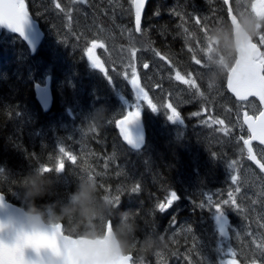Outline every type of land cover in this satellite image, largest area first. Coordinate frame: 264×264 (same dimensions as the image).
Instances as JSON below:
<instances>
[{
  "label": "trees",
  "instance_id": "trees-1",
  "mask_svg": "<svg viewBox=\"0 0 264 264\" xmlns=\"http://www.w3.org/2000/svg\"><path fill=\"white\" fill-rule=\"evenodd\" d=\"M27 2L46 34L31 55L18 36L0 31V193L26 209L29 201L20 178L46 166L52 169L48 173L52 191L37 198L38 206L53 204L60 211L86 178L97 183L100 198L111 205L107 216L99 219L62 217L56 223L62 222L68 235L102 237L107 222L113 228L120 223L121 214L131 210L134 215L126 219L139 226L127 253L134 264H222L227 249L240 264H264V196L238 175V168L250 164L239 141L247 135L245 129L242 134L236 123L232 131L224 133L218 127L199 125L192 116L200 105L210 106L205 100L197 104L189 95L182 96L178 107L183 121L170 124L163 115L153 118L156 112L143 99L146 144L139 151L123 143L117 127V121L131 109L126 104L135 98L130 83L133 66L135 72L140 68L145 73L136 64L133 50L148 62L158 54L188 56L174 8L193 12L192 16L200 9L204 26H210L216 19L214 8H220L222 2L151 0L141 35L131 34L132 0H117L110 9H105V3L89 4L91 21L73 0ZM101 39L102 69H98L89 60V49L94 40ZM262 50L264 57V42ZM188 60L184 68H190ZM47 76L53 106L44 112L34 89ZM156 84L161 89L177 88L161 79ZM140 89L155 95L145 76ZM147 97L150 100L148 93ZM228 98L227 94V106ZM158 104L163 110V101ZM101 106L106 109V119L100 124L88 123ZM61 161L63 170L55 171ZM257 173L264 181V175ZM173 191L179 198L167 206ZM225 200L229 203L223 204ZM160 204L166 210L161 211ZM217 204L228 219L225 235L215 222ZM148 236H160L164 242L145 251L142 242Z\"/></svg>",
  "mask_w": 264,
  "mask_h": 264
},
{
  "label": "clouds",
  "instance_id": "clouds-1",
  "mask_svg": "<svg viewBox=\"0 0 264 264\" xmlns=\"http://www.w3.org/2000/svg\"><path fill=\"white\" fill-rule=\"evenodd\" d=\"M262 24V20L256 17H245L242 22V31L240 37L243 40L252 39L257 34V25ZM235 44H232L234 49ZM106 119V109L101 106L100 110L94 112L88 123H102ZM49 172H42L41 169L29 173L25 177L20 178V186L23 188L29 205L22 210L20 216L11 217L7 220L0 217V242L12 244L18 238L23 239L27 235L39 236L40 234L52 233L54 225L60 221L62 217L78 216L84 219H99L101 215L107 216L111 205L102 200L98 194V185L93 180L84 179L78 183L75 190L70 193L67 203L63 204L60 211L56 206L49 204L46 206H38L37 198H42L52 191V178ZM0 204H3V197L0 198ZM131 210H127L121 214L119 224L113 226L110 236V254L113 258L120 255H127L130 251V245L138 231V225L133 223ZM160 236H148L143 239V248L145 251H152L163 244ZM32 249L35 253L34 257L28 256L26 250ZM63 249L64 254H61ZM27 264H66V259L76 253H68L62 239H57V247L41 246L35 248L28 246L23 250ZM81 264L83 259L81 258Z\"/></svg>",
  "mask_w": 264,
  "mask_h": 264
},
{
  "label": "water",
  "instance_id": "water-1",
  "mask_svg": "<svg viewBox=\"0 0 264 264\" xmlns=\"http://www.w3.org/2000/svg\"><path fill=\"white\" fill-rule=\"evenodd\" d=\"M150 1L151 0H143V4L141 7V22H140L139 30H137V26L135 23L136 31L138 33L140 32L143 14ZM23 3L25 5V10L29 18V21L25 25L24 33L21 34L15 31L14 29L10 28L6 24H0V29H5L7 31H10L18 35L28 46L31 54H35L37 49L42 43V40L44 38V33L39 23L33 18L31 13L29 12L25 0H23ZM133 13H134V21H135V13H136L135 0H133ZM229 18L236 39V62L228 74L227 89L237 101L243 102L252 98L256 99L260 103L262 107V111H264V102H262L258 96L250 95L245 98H241V96H238L229 87L230 78L235 79L237 77H241L251 88L264 89V65L259 61L262 55V51L252 39L243 40L240 37L239 34L242 31V26L230 7H229ZM35 96L37 102L39 103L43 111L49 112L53 106V93L51 88L50 77H47L45 79L44 84H36ZM127 114L125 116H127ZM259 114L256 117L247 114L244 115L243 121L250 133V137L245 140L248 141L249 143H245L244 141V147L248 153L249 160L264 174V171L260 169L256 161L250 158V155H255L256 160H259L252 146V142H257L263 147H264V142L253 139L251 130L245 119L246 117L258 119ZM124 117L120 118L117 122L121 140L132 150L139 151L143 149L146 144V127L144 124L142 113L140 114V117L137 120H135L129 125V129L132 134L134 142H129L125 140L123 130L119 126V121L121 119H124ZM249 148H251V153L249 152ZM260 163L263 162L260 161ZM0 195H2L3 197V204H0V217L7 220L11 217L20 216L22 214V210L24 208L7 201L4 194L0 193ZM112 230H113L112 225L110 222H108L103 237L88 238V237H73L65 234L63 231V224L61 222L55 224L53 229V231H56L57 233V239L58 240L62 239L64 241L68 253H76V255H71L66 259V264H81V258L83 259V264H132L131 255H120L118 258H113L111 256L110 236ZM26 254L31 257L35 256V253L32 249L26 250ZM61 254H64L63 249H61Z\"/></svg>",
  "mask_w": 264,
  "mask_h": 264
},
{
  "label": "rangeland",
  "instance_id": "rangeland-1",
  "mask_svg": "<svg viewBox=\"0 0 264 264\" xmlns=\"http://www.w3.org/2000/svg\"><path fill=\"white\" fill-rule=\"evenodd\" d=\"M99 1H103V0H94V2H96L97 5H101ZM233 1L234 0H228V2L232 4L233 7ZM250 0H235V6L236 8L241 12L242 16L245 17H251L250 12L248 11V7H249V2ZM117 4V0H108V2H105V6L106 7H113L114 5ZM252 4H254V0H252ZM253 10H254V5H253ZM91 21V20H90ZM95 25V24H94ZM214 28L219 27V29L223 26V23L220 22L218 24L213 25V23L211 24ZM210 25V26H211ZM134 27L131 29V34L134 35ZM143 32V30L141 31ZM256 36L258 38H261V34L257 33ZM213 35L211 34H207L204 36V41H202V43L198 46H196V52L197 54V59L200 61V59L207 61L210 60H216V62L219 61L218 64L222 65L221 68H223L222 72H227L228 69L230 68L229 66L232 65V63L230 64V59H231V54L229 53V57H228V50L225 51V54L222 56L220 54V50L219 47L217 46V44H215L216 39L214 38ZM135 37H133V44L135 46ZM184 44V42H183ZM103 43L102 42H97L95 41L94 43L91 44V56L89 55V60L92 63V60L95 59L100 65L101 63L98 60V56L101 53V47H102ZM202 45V46H201ZM137 55L136 59H141L140 60V67H143L144 64L148 63V61L143 60L142 58H140V56L138 55L137 51H134ZM220 57H223L222 61H220ZM160 59H162L163 57H159ZM203 64L205 65V62H203ZM149 66V64H148ZM162 67V66H161ZM100 69H102V66L100 67ZM140 69V68H139ZM137 70V74L138 77L140 75V70ZM163 68H159L158 64H154L153 66H149L148 67V72H145V77L149 78V79H153V76L157 73H162L163 72ZM169 74L171 75L173 73L174 76H172L171 78L176 82L177 86L179 87V90L181 91H169L167 90V93L165 92L162 97L161 100L163 101V110L158 111L156 114H152V117H158L155 115H163L165 121L167 124L170 123H176V120H172L170 119L169 115L171 114V109L168 108V105L170 104L172 106V108H175L176 111L177 107L170 102L171 99L174 103H176L177 99L179 97H181V93L184 94L183 91H185V87H187L188 89L191 90V92H193L194 94L199 93L200 87H199V83L197 84V80L194 78V80L192 78H188L185 75L186 74H180L181 72H178V74L176 72H173L172 70L168 69ZM207 72V71H206ZM209 73V72H207ZM177 75H179L180 77H182L183 79H177ZM141 76V75H140ZM137 76L135 77L137 79V86L139 87L140 84V80L142 81L141 77L138 78ZM168 77H164L163 80H167ZM211 78H213V83H207V81L205 79H202V77L200 76L199 80L200 84L202 85V98L207 101L209 103V105H213L214 107H201L199 114H202V118L199 120V122L205 127V128H216L218 127V129H222L221 132L227 133L229 131H232L234 129V125H233V109L229 110V108L232 107V104H229V106L227 105H221V103L223 101H225V96L223 91L220 89V82L218 80V78H216V76H211ZM184 80H192L195 83L194 84H185L183 81ZM148 81V80H147ZM149 85L151 86L150 82L148 81ZM133 87V86H132ZM134 88V87H133ZM214 88L213 91H211V89ZM135 91L134 93V101L131 103L126 104V106L128 108L131 107V109H127V113L129 112H134L136 110L135 106L138 104L140 107V111L142 109V102H143V95H141L140 99H137L136 96V90L135 88L133 89ZM213 92V93H212ZM148 93V92H147ZM124 98H122L123 100ZM126 100H124L125 102ZM217 104V105H216ZM247 106L249 107V109H247ZM246 108V109H245ZM244 110H247L250 114L251 113H257L259 112V107L255 102H251L248 104H241V103H235V114H236V118L237 121L236 123L241 125V128L244 127L243 123H242V116H243V112ZM161 117V116H160ZM151 120H153L151 118ZM154 121V120H153ZM216 132V130H215ZM240 141V140H239ZM241 142H243V140L241 139ZM261 154L264 153V151H260ZM264 155V154H263ZM264 158V156H263ZM238 175L242 176V179L244 181V183H246L250 188H257V191L260 192V194H262L264 196V181L262 180V178L260 177V175L256 172V170L253 168L252 165H247L245 166L243 169L242 168H238ZM215 222L217 224L218 230L221 234L225 235L227 233V224H228V219L224 214H221L219 212H217V210L215 211ZM221 229H223V231H221ZM230 249L225 250V255L224 258L222 259V264H239V262L237 261V259H235L233 257V253L230 252ZM257 264H261V263H257Z\"/></svg>",
  "mask_w": 264,
  "mask_h": 264
},
{
  "label": "snow or ice",
  "instance_id": "snow-or-ice-1",
  "mask_svg": "<svg viewBox=\"0 0 264 264\" xmlns=\"http://www.w3.org/2000/svg\"><path fill=\"white\" fill-rule=\"evenodd\" d=\"M136 2V13H135V23L137 26V30H139L140 22H141V7L143 4V0H135ZM227 3L228 0H225ZM29 21L28 14L25 10V5L23 3V0H0V24H6L10 28L14 29L15 31L23 34L24 28L26 23ZM262 40H264V36L261 37ZM92 49H89V55L91 56ZM134 54V53H133ZM198 63V61H195ZM92 63L95 67L100 68L101 65L95 60H92ZM145 68L148 67L147 64L144 65ZM132 75L133 78L131 79L130 83L136 90V96L139 100L141 95H143V99L148 101V104L153 107V109H156V106L152 104L151 100H148L147 93H144L142 89H140L137 86V79L135 78V68L133 66L132 68ZM177 79H183L179 75L176 77ZM110 79V78H109ZM185 84H194L195 82L192 80H184ZM229 87L233 92H235L238 96H241V98H245L250 95H255L260 98L262 102H264V89H254L251 88L241 77H237L235 79L230 78L229 80ZM136 110L134 112H129L127 116L124 117V119H121L119 121V126L123 130L124 138L125 140L129 142H134L132 134L129 129V125L137 120L140 117L141 111L140 107L137 104L135 106ZM168 108L171 109V114L169 115L170 119L176 120L179 119V113L176 111L175 108H172V106L169 104ZM246 122L248 123V126L251 130L253 139L259 140L261 142H264V111H261L259 114L258 119H253L251 117H246ZM245 143H249L248 141H245ZM249 152L251 153V148H249ZM250 158L259 165L260 169L264 171V163H260L259 160H256L255 155H250ZM71 159H75L74 157H71ZM64 168V163L61 161L56 167L55 171H62ZM42 172H50L52 169L41 166L40 167ZM235 179V177H233ZM138 187L136 189H133V191H137ZM239 189H237L238 191ZM229 196H231V193H229ZM0 198H2V195H0ZM179 197L177 194L173 191L170 193V199L167 201V206H171V204L176 201ZM211 197H209V200ZM229 201L225 200L223 201V204H228ZM232 204L235 205V199H232ZM203 207V205H201ZM159 209L161 211L166 210L165 204H160ZM215 209L219 213H223L222 207L217 204ZM223 231V229H221ZM32 246L35 248H40L41 246H49L52 248L57 247V233L56 231H53L52 233L48 234H40L39 236H33V235H27L23 239L18 238L14 243L7 244L0 242V264H27V261L24 257L23 250L24 248Z\"/></svg>",
  "mask_w": 264,
  "mask_h": 264
},
{
  "label": "flooded vegetation",
  "instance_id": "flooded-vegetation-1",
  "mask_svg": "<svg viewBox=\"0 0 264 264\" xmlns=\"http://www.w3.org/2000/svg\"><path fill=\"white\" fill-rule=\"evenodd\" d=\"M218 1L220 4L222 2V5L220 6L221 9L214 8L215 9L214 15L216 16V19L214 20L213 25L222 22L223 26L220 29L219 27L212 29L213 27L212 25L204 26V20H203V16L200 13L201 11L200 9L199 11H197V14L196 13L194 14L195 16H192L193 12L178 11L176 8H174V12L176 13L175 16L178 19L177 23H178L179 31L181 33L180 41L182 43L184 42V45H186L187 50L189 51L188 56L190 60H188V56H186V54L181 55L175 52L170 53V55L166 59L167 72L165 76L168 77L169 79L168 84H171L172 82H177L171 78L174 75L173 73L171 75L169 74L168 69H170L173 72H176L177 74L178 72H181L180 74L182 73L186 74L185 75L186 77L192 78L193 80L195 78L197 80V84L199 83L200 90H202V85L200 84L199 80L205 79L207 76H209L212 73L211 70L213 69V66L219 63V61L216 62V60H210L209 62H205L203 59H200L199 61L196 58L198 54L195 51L196 46H198V44L200 45L202 41H204V36L207 34H211L214 36V38L216 39L215 44H217V46L219 47L220 54L222 56L225 54V51L228 50V57L230 56L229 53L231 54L232 52L230 63H233L235 61V47L233 49L232 44L234 43L236 45V40L232 26L229 23L228 5L225 2V0H218ZM174 3L175 2L172 1L169 5L172 6ZM248 3H249L248 11L250 12L251 17L260 18L262 21H264V0H254V7L255 4H258L260 8L261 14L258 16L253 10L252 0H250ZM230 5L232 7L231 2ZM232 9L239 16L238 17L239 21L242 22L244 17L242 16L241 12L236 8L235 0L233 1ZM223 11L225 12L224 15L222 13ZM171 12H173L172 9ZM259 26L260 24L257 25V28ZM261 29H264V23L261 25ZM186 58L188 60V63L191 65L190 70L185 69L183 66V63L186 60ZM222 59L223 57H220V61H222ZM196 60L198 61V63L195 62ZM203 62H205V65L203 64ZM206 71L209 73H207ZM221 73L225 75V72H221ZM200 76L202 77V79H199ZM224 88H226L225 85ZM185 89L187 90L186 93L184 94L185 97L187 94H190L189 96L192 98H195L198 95V93L194 94L193 92H191V90L188 89L187 87H185ZM154 111H156V109ZM194 115H197V113ZM194 115L192 117L196 118ZM179 116H180L179 120L182 121L181 113H179ZM233 116L235 117L234 110H233ZM255 148L256 150H258L259 146L255 144Z\"/></svg>",
  "mask_w": 264,
  "mask_h": 264
},
{
  "label": "bare ground",
  "instance_id": "bare-ground-1",
  "mask_svg": "<svg viewBox=\"0 0 264 264\" xmlns=\"http://www.w3.org/2000/svg\"><path fill=\"white\" fill-rule=\"evenodd\" d=\"M229 23H230V18H229Z\"/></svg>",
  "mask_w": 264,
  "mask_h": 264
}]
</instances>
